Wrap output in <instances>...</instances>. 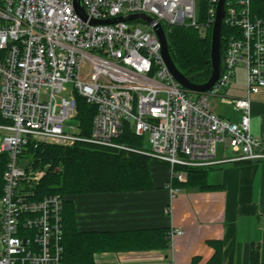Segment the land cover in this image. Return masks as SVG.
I'll list each match as a JSON object with an SVG mask.
<instances>
[{
    "label": "built area",
    "instance_id": "1",
    "mask_svg": "<svg viewBox=\"0 0 264 264\" xmlns=\"http://www.w3.org/2000/svg\"><path fill=\"white\" fill-rule=\"evenodd\" d=\"M218 1L205 0L206 18L199 21L201 0H82L87 20L75 12L73 0H0V153L8 158L0 196V264H62L63 198H36L45 172L33 167L26 153L30 144L87 142L133 150L117 141L129 128L146 136L148 149L137 152L168 164L171 182L186 181L176 166L208 170L224 162L264 161V140L251 132V103L264 94V19L250 14V0L224 1V68L202 93L174 79L153 23L90 21L145 14L166 33L178 26L202 32L212 28ZM141 21L144 28L130 25ZM237 67L245 71V95L227 96L222 90ZM77 95L95 107L89 135L76 119ZM215 97L238 119L217 114ZM219 144L234 155L218 158ZM182 234L172 228L167 237Z\"/></svg>",
    "mask_w": 264,
    "mask_h": 264
},
{
    "label": "crops",
    "instance_id": "2",
    "mask_svg": "<svg viewBox=\"0 0 264 264\" xmlns=\"http://www.w3.org/2000/svg\"><path fill=\"white\" fill-rule=\"evenodd\" d=\"M244 95L245 88L241 86L232 96ZM220 104L228 109L217 110L214 105L217 114L230 120L238 119L236 111ZM251 132L264 140L262 93L255 95L251 103ZM232 155L217 154V157ZM149 169L150 189L91 192L69 197L74 206L76 227L91 232L161 228L168 232L179 228L183 234L172 239L166 237L164 247L96 252L94 264H192L194 260L197 264H207L215 251V242L221 244L222 264L248 263L254 246L259 248L264 262V161L214 165L207 171V189L178 187L170 181V168L165 164H154Z\"/></svg>",
    "mask_w": 264,
    "mask_h": 264
},
{
    "label": "trees",
    "instance_id": "3",
    "mask_svg": "<svg viewBox=\"0 0 264 264\" xmlns=\"http://www.w3.org/2000/svg\"><path fill=\"white\" fill-rule=\"evenodd\" d=\"M250 14L264 19V0H250ZM205 18V0H201L199 21ZM228 30L222 24L224 49L225 35ZM206 31L205 35H201L199 30L192 27L178 26L166 33L169 52L174 63L185 76H190L195 83L205 82L210 74L211 28ZM77 96L76 119L83 134L89 135L95 107L88 104L83 97ZM117 141L136 148L142 147L143 142L129 128ZM26 153L33 159V166L47 165L44 175L35 186L36 198L39 199L49 194H59L63 198L62 264H94L93 255L100 251L143 249L166 245L168 232L163 228L132 232L78 230L73 202L69 199L71 196L82 193L150 189L152 180L148 157L133 151L115 150L91 143H77L68 147L47 143H40L36 146L30 144L27 146ZM7 160V154L0 153V196ZM174 169L184 170L186 181L179 182L173 179V184L180 187L209 188L207 169L182 166H176ZM221 258V244L215 242V251L207 264H222ZM192 264H197V262L194 260ZM246 264H264L261 261L258 247L251 248L249 261Z\"/></svg>",
    "mask_w": 264,
    "mask_h": 264
},
{
    "label": "water",
    "instance_id": "4",
    "mask_svg": "<svg viewBox=\"0 0 264 264\" xmlns=\"http://www.w3.org/2000/svg\"><path fill=\"white\" fill-rule=\"evenodd\" d=\"M224 1L225 0H219L216 7V14L214 23L211 28L210 39V74L208 79L202 83L193 82L190 76H185L178 69L169 52L167 34L160 23L153 22L152 17L145 14H130L126 16L110 17L103 20L91 19L90 21L92 23L112 24L120 21H131L135 19H141L145 22L153 23V29L160 41L161 54L164 63L168 67L174 79L187 91L191 93H202L211 89L215 81L220 77L224 68V48L222 45V19L224 16ZM73 6L75 12L81 19H88L82 0H73Z\"/></svg>",
    "mask_w": 264,
    "mask_h": 264
},
{
    "label": "rangeland",
    "instance_id": "5",
    "mask_svg": "<svg viewBox=\"0 0 264 264\" xmlns=\"http://www.w3.org/2000/svg\"><path fill=\"white\" fill-rule=\"evenodd\" d=\"M135 24H138V26H140L141 28H144L145 25H146L145 22H143V21H141L139 23L138 22H131L130 25H135ZM206 32H207L206 30L205 31H202V32L200 31V34L201 35H205ZM87 70H88L87 63H83L82 66H81V70H80L81 73L82 74H85L87 72ZM235 72H236V74H235L236 77H233L231 79V81L229 82L230 84H227V86L225 88H223V90H222L224 92L228 88H230V90L226 91V95L227 96H232V95L237 94V92H239L241 86H243L245 88L244 69L241 68V67H237V69L235 70ZM70 89H71V84H68L67 85V90L69 91ZM211 102H212L213 106L214 105L216 106V109L217 110H226V109H228L224 105L220 104V100H219L218 97H215L214 99H212ZM140 138L143 140L142 147L136 148V147H132V146L126 144V143L120 142L121 145H124V146H126L128 148H131L133 150H124V149H115V150L128 151V152L129 151H133V152H136L138 154H142V153L137 152L136 150H139V149H148V143H147V140H146V136H141ZM77 143H87V142H76V143H73V144H70V145L68 144V145H64V146L65 147L66 146H73V145H75ZM217 154H218V156L219 155H224V154L225 155H230V154H233L234 155L233 151H231V149L229 148V146H227V145H221V144H219L217 146ZM142 155H144V156H146V157H148L150 159L149 160V167L150 166H153L154 164H165V165L168 166V164L166 162L159 161V160H157V159H155V158H153L151 156L145 155V154H142ZM34 168H36L35 170H37V171H42L43 170L45 172L46 171V168H47V165H45V166H39L38 165V166H36Z\"/></svg>",
    "mask_w": 264,
    "mask_h": 264
},
{
    "label": "bare ground",
    "instance_id": "6",
    "mask_svg": "<svg viewBox=\"0 0 264 264\" xmlns=\"http://www.w3.org/2000/svg\"><path fill=\"white\" fill-rule=\"evenodd\" d=\"M202 18V17H201ZM187 29V28H186ZM226 36V35H225ZM223 41V40H222ZM223 45V44H222ZM78 97V96H77ZM30 147V146H29ZM68 147V146H67ZM37 152V151H36ZM38 157V156H37ZM40 162H41V160H40ZM40 166V165H39ZM35 167V166H34ZM171 183V182H170ZM175 186V185H174ZM179 187V186H178ZM65 248V247H64ZM63 262V261H62Z\"/></svg>",
    "mask_w": 264,
    "mask_h": 264
}]
</instances>
